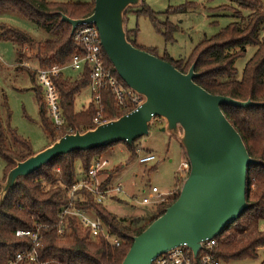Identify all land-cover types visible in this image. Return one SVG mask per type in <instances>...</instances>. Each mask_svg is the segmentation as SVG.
I'll return each mask as SVG.
<instances>
[{
  "label": "trees",
  "instance_id": "trees-1",
  "mask_svg": "<svg viewBox=\"0 0 264 264\" xmlns=\"http://www.w3.org/2000/svg\"><path fill=\"white\" fill-rule=\"evenodd\" d=\"M189 7L169 10L166 15L176 14L178 11L185 13ZM94 9L95 0H0V14L18 15L43 29L49 36L45 42L37 43L26 33L0 24V39L17 45L16 66L19 70H25L24 65L31 60L28 58L30 50L36 52L38 69L63 67L70 64L75 56L85 54L83 46L77 43L71 34V25L62 20L63 16L72 20H83L92 16ZM219 11L233 13L234 21L228 27L201 42L188 59L175 60L168 54L161 59L184 74L196 64L198 77L195 83L212 95L240 102L251 100L260 104L249 108L222 106L223 113L243 138L250 157L258 162L248 168L247 200L250 208L215 238L217 259L223 264H229L235 261L256 260L259 250L264 249V232L257 231L241 241L229 233L232 228L246 232L254 216L258 215L259 220H264V0H230V5L219 8ZM129 14L148 18L167 43L173 41L171 34L176 29L169 22H161V14L154 12L145 2L141 8L126 12L127 16ZM138 34V29L128 31V39L133 46L158 57L157 50L139 47ZM248 49H255V53L239 78L236 63L246 56ZM104 58L105 64L113 68L106 54ZM31 75L34 80V75ZM115 76L128 88L116 72ZM91 83V70L88 66L76 80L63 74L54 79L61 110L67 123L63 131H57L51 119L46 118V104L42 103L40 93H36L41 107V127L50 137L51 145L67 136L70 129L76 133L96 128L94 120L99 115L104 121L110 122L132 112L133 108H120L109 89L102 92L100 105L93 100L86 108L77 112L76 98L90 88ZM1 107L6 116L2 118L0 115V156L6 163L3 178L5 182L17 162L27 160L34 153L30 142L20 137L11 127V112L5 96ZM138 141L131 147L126 143H119L93 151L61 156L29 177L20 179L0 208V264H10L17 254L33 250L32 240L17 238V231L36 232L40 235L38 262L20 264H122L134 238L163 216L179 198V194L168 203L157 207L156 211L142 217L120 219L105 205L96 203L91 194L83 192L84 200L74 202V208L92 219L99 220L109 233L119 240V247L112 246L104 236L91 237V232L79 218L72 215L62 217V212L72 204L71 192L74 185L80 177L83 178L88 173L95 161L103 159L110 150L123 144L130 153L132 162L139 152ZM18 146L22 147L19 151ZM77 163L81 164L79 171L76 168ZM122 168L123 166H118L105 170L102 174L110 175L107 183H110ZM59 227L63 231L62 234Z\"/></svg>",
  "mask_w": 264,
  "mask_h": 264
},
{
  "label": "water",
  "instance_id": "water-1",
  "mask_svg": "<svg viewBox=\"0 0 264 264\" xmlns=\"http://www.w3.org/2000/svg\"><path fill=\"white\" fill-rule=\"evenodd\" d=\"M143 0H95L92 16L62 20L72 35L84 25H95L103 50L118 77L143 98L135 112L86 132L56 140L41 152L17 162L0 184V208L20 179L27 178L61 156L87 152L119 143L133 144L149 136L154 121L175 136L183 148L190 171L179 198L163 216L134 238L122 264H152L159 256L187 246L197 260L203 242L220 236L249 208L248 168L252 159L241 135L222 111L223 105L259 106L215 96L195 83L196 64L184 74L169 62L136 48L128 39L125 14Z\"/></svg>",
  "mask_w": 264,
  "mask_h": 264
},
{
  "label": "rangeland",
  "instance_id": "rangeland-1",
  "mask_svg": "<svg viewBox=\"0 0 264 264\" xmlns=\"http://www.w3.org/2000/svg\"><path fill=\"white\" fill-rule=\"evenodd\" d=\"M80 1L86 2L88 0ZM144 2L154 12L161 14L159 16L161 22H169L176 29L171 34L173 41L167 43L148 18L137 17L135 14H129L128 16L125 14L127 31L139 30L137 38L139 47L146 50H157L159 58H163L165 54H168L175 60L188 59L201 42L214 37L234 21L233 13L219 11V8L230 5V0H143ZM143 3L140 7L130 8L128 11L141 8ZM186 6H190V9L185 13H179L178 11L176 14L166 15L169 10L184 9ZM0 24H5L26 33L37 43L45 42L49 38L43 29L15 14L1 13ZM16 46L13 42L0 39V115H2V118H6L1 107V101L5 96L11 112V127L17 131L20 137L30 142L32 152L36 154L51 145L50 137L41 127V107L36 94L37 92L40 93L42 103L45 104L44 93L36 78V70L39 67L35 59L36 52L32 50L28 52V58H31V60L24 65L25 70H19L16 66ZM254 53L255 49H248L246 56L237 61L236 68L239 72V78H241L247 62ZM30 72L34 75V80ZM65 75H67V78L70 76L72 80L78 78V73L72 70H67ZM92 99L93 94L90 87L77 96L76 111H82L92 102ZM45 112L46 118L50 120L46 106ZM165 126L166 124L162 120L154 121L149 136L137 142L140 153L149 151L156 155L157 161L155 163L140 164L138 161L139 152L137 158L132 159V162H130V153L123 144L114 147L103 158L109 162L107 170L123 166L111 180L113 185H122L124 195L118 199L123 202L110 200L105 205L116 217L120 219L142 217L148 214L150 209L138 205L133 200L134 198L141 202L152 187H157L160 192H171L174 188L177 182L178 168L183 160L188 159L179 140L175 136L162 131ZM21 149V146L17 147L18 151ZM80 165V163L76 165L78 171ZM154 167L156 169L151 172ZM5 173L6 163L0 156V184L4 183ZM187 176L177 182L171 200L178 194L180 195L183 182ZM257 216L252 218L246 232L232 228L229 231L231 236H235L237 240L241 241L257 231L264 232V220H259ZM263 263L264 249H260L256 260L235 261L229 264Z\"/></svg>",
  "mask_w": 264,
  "mask_h": 264
},
{
  "label": "built area",
  "instance_id": "built-area-1",
  "mask_svg": "<svg viewBox=\"0 0 264 264\" xmlns=\"http://www.w3.org/2000/svg\"><path fill=\"white\" fill-rule=\"evenodd\" d=\"M74 39L81 44L85 50V54L75 56L70 64L59 67L54 66L48 69H37V82L42 87L44 93V101L48 110L49 118L51 119L54 128L57 131H63L67 127L66 120L63 116L59 93L54 84V79L59 75H65L67 70H72L81 73L86 66L91 70V89L93 100L97 105H100L101 94L109 89L112 91L118 106L123 109L133 108L132 112L137 111L143 104V98L135 94L129 88H125L119 79L115 76L114 68L108 67L105 64V52L101 44V37L95 25H84L79 27L74 33ZM130 112V113H132ZM101 118V115L94 120V125L100 126L106 124ZM73 129L69 130V134H74ZM68 134V135H69ZM140 148V147H139ZM138 161L142 165L153 164L157 161L156 155L153 153H140ZM109 162L104 159H99L91 166L88 173L81 178L73 187L71 192L72 204L69 208L63 210L62 217L72 215L80 219L85 228L91 232V237L104 236L112 246L119 247L121 244L117 238L112 236L104 225L96 219H92L85 213L74 208V202L84 200L83 192L91 194L100 205H106L112 199H118L124 195L121 184L113 185L107 183L110 179L109 174H102L107 170ZM190 165L187 161L180 169L178 178L184 179L189 174ZM174 193H162L157 187H152L145 195L141 202L136 198L135 202L144 208H149L150 212L156 211L157 207L168 203L174 196ZM63 223H61V226ZM60 234L62 229L59 227ZM17 238H29L34 244L31 252H22L17 254L10 264H20L22 262H38V249L40 247V235L36 232L17 231ZM203 249L197 260L194 259L192 251L187 246H181L159 256L152 264H223L217 259L215 252L217 242L215 239L203 242Z\"/></svg>",
  "mask_w": 264,
  "mask_h": 264
},
{
  "label": "crops",
  "instance_id": "crops-1",
  "mask_svg": "<svg viewBox=\"0 0 264 264\" xmlns=\"http://www.w3.org/2000/svg\"><path fill=\"white\" fill-rule=\"evenodd\" d=\"M78 75H79V73H78ZM66 77H67V75H65ZM68 78H71L70 76H68ZM44 98V97H43ZM92 101H93V99H92ZM45 103V102H44ZM91 103V102H90ZM89 103V104H90ZM87 107V106H86ZM46 109H47V107H46ZM47 114H48V110H47ZM48 117H49V115H48ZM188 160H183L182 161V163L180 164V166H179V168H178V171H177V174H176V178H177V182H179L180 181V179L177 177V175H179V171H180V169H181V167L187 162ZM155 168V167H154ZM154 168H152V169H154ZM80 179H81V177H80ZM177 182H176V184L174 185V188L172 189V191L171 192H162V193H173L176 189V186H177ZM111 201H121V202H123L122 200H120V199H112Z\"/></svg>",
  "mask_w": 264,
  "mask_h": 264
}]
</instances>
